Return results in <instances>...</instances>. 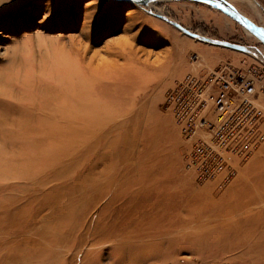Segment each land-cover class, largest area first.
Masks as SVG:
<instances>
[{
  "label": "rangeland",
  "instance_id": "obj_1",
  "mask_svg": "<svg viewBox=\"0 0 264 264\" xmlns=\"http://www.w3.org/2000/svg\"><path fill=\"white\" fill-rule=\"evenodd\" d=\"M206 38L264 59L206 2L0 0V264H264V140L203 178L167 107L186 75L264 74Z\"/></svg>",
  "mask_w": 264,
  "mask_h": 264
},
{
  "label": "built area",
  "instance_id": "obj_2",
  "mask_svg": "<svg viewBox=\"0 0 264 264\" xmlns=\"http://www.w3.org/2000/svg\"><path fill=\"white\" fill-rule=\"evenodd\" d=\"M214 69L186 75L166 97L181 135L194 143L186 168L203 178L231 173L228 160L248 156L264 140V109L253 102L264 91L260 70L228 63Z\"/></svg>",
  "mask_w": 264,
  "mask_h": 264
},
{
  "label": "water",
  "instance_id": "obj_3",
  "mask_svg": "<svg viewBox=\"0 0 264 264\" xmlns=\"http://www.w3.org/2000/svg\"><path fill=\"white\" fill-rule=\"evenodd\" d=\"M116 1H126V2H132L135 4H147L149 2L155 1V0H116ZM191 1H201L206 2L214 7H216L218 10L232 18L235 22H237L239 25H241L243 28L248 30L251 34H253L260 42L264 44V31L260 29L257 25L246 19L243 15H241L234 7H232L227 1L225 0H191ZM181 30L186 31L181 26H178ZM207 39V38H206ZM210 40V39H207ZM217 44H223L224 46L234 48V49H240L244 50L245 48L242 46H238L236 44L230 43V42H223V41H215L210 40Z\"/></svg>",
  "mask_w": 264,
  "mask_h": 264
},
{
  "label": "bare ground",
  "instance_id": "obj_4",
  "mask_svg": "<svg viewBox=\"0 0 264 264\" xmlns=\"http://www.w3.org/2000/svg\"><path fill=\"white\" fill-rule=\"evenodd\" d=\"M227 2H229L230 4H232L233 5V3H235V4H237L238 2H237V0H226ZM137 5H140V4H137ZM220 11V10H219ZM221 12V11H220ZM221 13H223V12H221ZM224 14V13H223ZM224 15H226V14H224ZM242 15V14H241ZM227 16V15H226ZM229 17V16H228ZM230 18V17H229ZM246 18V17H245ZM232 19V18H231ZM247 19V18H246ZM233 20V19H232ZM249 20V19H248ZM230 21V20H229ZM234 21V20H233ZM250 21V20H249ZM231 22V21H230ZM252 22V21H251ZM237 23V22H236ZM253 23V22H252ZM238 24V23H237ZM255 24V23H254ZM239 25V24H238ZM256 25V24H255ZM241 26V25H240ZM258 26V25H257ZM242 27V26H241ZM259 27V26H258ZM243 28V27H242ZM260 29H262L261 27H259ZM245 29V28H244ZM246 30V29H245ZM263 31H264V29H262ZM248 31V30H247ZM249 32V31H248ZM250 33V32H249ZM196 34V33H195ZM251 34V33H250ZM196 35H198V36H200L199 34H196ZM251 35H253V34H251ZM254 36V35H253ZM255 37V36H254ZM256 38V37H255ZM257 39V38H256ZM258 40V39H257ZM259 41V40H258ZM231 43V42H230ZM233 44H235V43H233ZM261 44L264 46V44L261 42ZM236 45H238V46H242V47H244L245 49L244 50H240V49H234V50H236V51H239V52H243V53H245V54H250V55H252V56H256L260 61H262L263 63H264V59L263 58H261L260 57V55H259V52H258V50L255 48V47H250V46H247V45H241V44H236ZM196 55L194 56V57H191V60L193 61V62H196ZM231 66V65H230ZM253 67H255V66H253ZM250 69V68H249ZM215 70V69H214ZM211 71H213V70H211ZM211 71H209V72H211ZM208 73V72H207ZM261 73V72H260ZM183 79V78H182ZM182 79H180L179 81H181ZM178 82V81H177ZM261 83H263L264 84V74L263 73H261V76H260V84ZM261 93H264V91H261V92H258L255 96H254V98H253V102L256 104V101L258 100V97H259V95L261 94ZM206 104H207V102H206ZM207 112V111H206ZM211 111H208V113H210ZM211 114V113H210ZM174 120V119H173ZM182 136V135H181ZM183 137V136H182ZM184 138V137H183ZM185 139V138H184ZM185 141H188V142H191L190 140H186L185 139ZM229 169H230V167H229Z\"/></svg>",
  "mask_w": 264,
  "mask_h": 264
}]
</instances>
